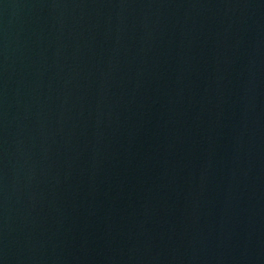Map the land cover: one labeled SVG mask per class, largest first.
Instances as JSON below:
<instances>
[{
  "label": "water",
  "instance_id": "water-1",
  "mask_svg": "<svg viewBox=\"0 0 264 264\" xmlns=\"http://www.w3.org/2000/svg\"><path fill=\"white\" fill-rule=\"evenodd\" d=\"M0 264H264V0H0Z\"/></svg>",
  "mask_w": 264,
  "mask_h": 264
}]
</instances>
